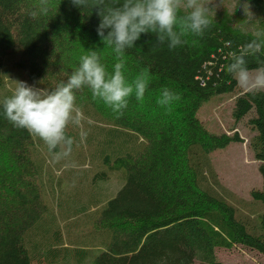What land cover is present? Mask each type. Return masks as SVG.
I'll return each instance as SVG.
<instances>
[{
    "label": "trees",
    "instance_id": "trees-1",
    "mask_svg": "<svg viewBox=\"0 0 264 264\" xmlns=\"http://www.w3.org/2000/svg\"><path fill=\"white\" fill-rule=\"evenodd\" d=\"M250 4L264 15V0ZM40 6L41 0H0V89L10 66L25 70L40 87L54 88L67 80L89 49L100 52L111 70L115 54L97 34L95 12L82 15L70 0H48L47 14L33 18ZM251 37L214 19L203 37L188 35L173 50L167 44L155 46L154 36H142L125 52L126 73L133 78L147 69L149 89L143 102L133 96L123 115L93 100L87 88L77 93V105L92 107L109 125L110 166L123 171L125 180L95 221L104 234V249L90 264H220L217 248L235 245L264 255V208L254 215L239 213L207 158L242 139L237 132L211 133L198 117L206 101L238 85L225 71V43L232 41L235 48ZM165 87L182 97L170 111L157 102ZM251 112L247 123L256 134L250 146L262 175L261 189L252 190L251 196L264 204V93L246 90L236 97L235 120ZM33 143L34 137L14 127L0 108V264H43L39 255L45 249L60 264H75L73 250L53 242L61 237L59 231H38L46 247L33 242L32 250L26 245V233L36 232L33 227L47 210L43 186L56 184L50 164L45 171L33 162ZM110 155L104 162H111ZM104 177L109 179L107 173ZM78 264L87 262L81 257Z\"/></svg>",
    "mask_w": 264,
    "mask_h": 264
},
{
    "label": "clouds",
    "instance_id": "clouds-1",
    "mask_svg": "<svg viewBox=\"0 0 264 264\" xmlns=\"http://www.w3.org/2000/svg\"><path fill=\"white\" fill-rule=\"evenodd\" d=\"M82 15L95 12L99 18L96 31L105 47L115 54L111 70L102 62L96 49H89L80 57L79 65L66 81L47 89L16 81L10 95L0 100L5 118L17 129H24L47 148L54 163L66 162V167L79 165L71 160L74 145L78 141L69 135L70 126L80 128L79 141L87 132L83 130L85 119L77 105V93L87 88L93 100L102 101L114 113L123 115L134 96L143 102L149 89L147 69L129 78L126 73L125 52L137 46L142 36H154L155 46L167 44L170 50L183 46L188 35L203 37L213 27L211 0H70ZM251 7L250 0H241L239 8L245 15ZM48 0H41L39 12L32 17L47 14ZM225 54V71L238 85L252 95L264 93V31H256L247 42L232 47ZM256 67H250L251 62ZM181 94L163 88L158 104L169 111Z\"/></svg>",
    "mask_w": 264,
    "mask_h": 264
},
{
    "label": "rangeland",
    "instance_id": "rangeland-1",
    "mask_svg": "<svg viewBox=\"0 0 264 264\" xmlns=\"http://www.w3.org/2000/svg\"><path fill=\"white\" fill-rule=\"evenodd\" d=\"M240 2L241 0H211L214 5L213 19L252 34L256 31H264V15L255 11L253 7H250L248 14L245 15L239 8ZM6 76L0 89L2 98L10 95L9 91L15 89L16 81H26L40 87V84H37L23 69L10 66ZM246 90L237 85L234 91L214 95L199 108L198 117L211 133L234 135L237 132L241 137L242 142H232L225 148L214 150L207 158L209 167L216 173L219 183L228 192L227 200L235 205L239 213L254 215L264 208V204L253 200L251 196L252 190L262 187L259 162L255 159L250 146L256 132L247 123L254 112L239 121H236L233 115L236 97ZM81 109L85 117L83 130L87 132L86 139L83 142L79 141L80 128L70 126L68 129L69 135L75 136L78 141L70 157L77 162L78 167H66L64 161L54 163L46 146L34 138L31 146L32 160L36 166L40 169L42 167L45 171L47 164H50L51 175L56 184L54 188L53 183H50L51 190L49 182H46L45 187L43 186L47 210L43 218L33 227L36 232L29 230L25 239L26 245L32 250L35 248L33 242L46 247L47 244L41 240L44 237L41 238L38 231L43 232L47 229L55 233L59 231L61 237L53 239L54 244L73 250L71 252L73 263L78 264L83 257L85 262L90 264L92 258L104 249L102 244L104 234L95 227V221L99 218L103 206L117 194L125 180L123 171L110 166L114 162V157L106 151L108 142L106 132L109 125L92 107L89 108L90 110ZM108 155L111 156V162H104ZM106 173L109 179H104ZM218 189L225 194L224 190ZM83 252L87 254H82ZM216 254L220 264H264L263 254L243 245H235L231 249L219 247ZM39 256L43 264L61 263L59 257L54 255L50 257L46 249ZM194 264L201 263L195 261Z\"/></svg>",
    "mask_w": 264,
    "mask_h": 264
}]
</instances>
